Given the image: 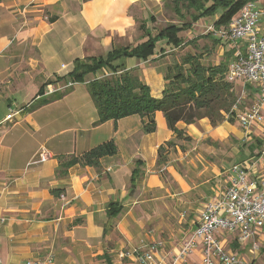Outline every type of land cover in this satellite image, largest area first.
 Masks as SVG:
<instances>
[{
	"label": "crops",
	"instance_id": "crops-1",
	"mask_svg": "<svg viewBox=\"0 0 264 264\" xmlns=\"http://www.w3.org/2000/svg\"><path fill=\"white\" fill-rule=\"evenodd\" d=\"M164 1L0 0V220L4 219L0 222L1 264L43 263L48 257L51 264H130L120 260L117 253L153 242L162 246L158 258L170 263L192 234L204 205L227 188L229 170L236 164L224 171L212 166L210 171L216 180L195 210L192 226L177 239L173 234L162 239L159 228L151 227L149 222L148 205L156 200L153 195L162 194V190L167 197L187 195L207 183L195 186L182 172L187 152L178 146L168 149L167 162L157 168L158 148L174 138L162 114L155 113L156 130L151 134L143 133L138 116L94 126L97 113L87 83L75 84L57 93L63 94L60 99L31 108L50 98L45 96L48 87L70 81L68 74L75 60L104 58L112 49L132 46L140 24L147 23L152 8L158 13ZM216 18L209 19L213 23ZM206 20L193 26L200 28ZM161 55L155 51L147 61L125 62L128 69L137 70L156 99L163 90L164 72L147 63ZM92 79L88 76L87 82ZM256 93L253 91L254 98ZM10 113L13 118L5 120ZM177 127L191 141L201 134L222 140L232 131L227 122L212 128L207 119L189 126L179 123ZM263 129L264 120L248 132L241 131L247 146L255 139L263 142L260 151L237 163L250 179L264 177ZM109 140L116 145L115 156L102 158L96 168L75 165L65 176L57 175L60 157L78 156ZM41 149L51 155L45 162L39 161ZM136 162L141 164L142 175L131 189ZM162 168L172 177L175 193L158 174ZM53 190L58 194H52ZM110 202L117 203L113 209L121 207L115 217L107 215ZM231 237L223 239L226 246V238ZM263 244L264 228L241 244L243 252L238 253L255 264ZM187 264H199L198 250L188 257Z\"/></svg>",
	"mask_w": 264,
	"mask_h": 264
},
{
	"label": "trees",
	"instance_id": "trees-1",
	"mask_svg": "<svg viewBox=\"0 0 264 264\" xmlns=\"http://www.w3.org/2000/svg\"><path fill=\"white\" fill-rule=\"evenodd\" d=\"M264 0H166L167 6L179 19V24H169L155 34L142 23L145 41L136 45L112 49L106 57L75 60L68 78L75 84L87 83L89 96L97 113L94 126L107 121L117 122L120 119L138 116L142 121L144 134L154 133L156 124L154 115L162 114L167 128L174 138L164 143L157 150V167L167 162L168 149L175 147V140L190 142L191 138L184 135L177 125H194L207 119L212 128L224 122H237V113L247 108L235 88L239 81H228L226 72L232 59L234 49H227L218 64H204V52L185 53L178 61L165 65L163 73V90L160 98L151 96L150 88L141 81L136 69H128L126 61L134 59L147 61L155 55L157 44L164 42L167 47L179 50L183 45L180 34L192 29L193 25L205 18L217 17L213 25L218 28L227 26L248 2ZM231 46V44L229 43ZM228 45V46H229ZM229 46V47H230ZM165 51H160L163 54ZM97 74L100 76L95 77ZM88 76L93 79L87 82ZM63 94H53L49 99L32 106L36 109L52 101L58 100ZM263 142L255 139L250 145L244 146L250 155L261 150ZM117 153L112 140L97 145L78 156L60 157L57 175L63 177L67 170L75 165L98 167L104 157H112ZM258 156V155H257ZM141 164L136 162L130 178V188L134 189L136 181L141 177ZM57 195V191H51ZM117 203L107 204V215L117 216L121 207L113 209ZM235 249L236 245L232 244Z\"/></svg>",
	"mask_w": 264,
	"mask_h": 264
},
{
	"label": "built area",
	"instance_id": "built-area-1",
	"mask_svg": "<svg viewBox=\"0 0 264 264\" xmlns=\"http://www.w3.org/2000/svg\"><path fill=\"white\" fill-rule=\"evenodd\" d=\"M206 32L221 42L234 44L227 80L252 84L257 92L250 108L236 116L237 123L248 132L264 120V3L248 2L227 26L216 28L212 24ZM74 85L69 81L63 86L48 87L45 96L62 93ZM12 118L13 113H10L5 120ZM38 157L40 162H45L51 155L41 149ZM229 171L231 176L227 188L204 205L192 234L167 264H187L188 257L196 250L199 264H250L239 253L227 248L223 239L231 235L243 244L264 228V177L258 180L248 178L240 164ZM160 247L161 243L153 242L141 248L119 251L117 256L130 264H166L157 256ZM51 262V257H48L45 262L34 264Z\"/></svg>",
	"mask_w": 264,
	"mask_h": 264
},
{
	"label": "rangeland",
	"instance_id": "rangeland-1",
	"mask_svg": "<svg viewBox=\"0 0 264 264\" xmlns=\"http://www.w3.org/2000/svg\"><path fill=\"white\" fill-rule=\"evenodd\" d=\"M256 2L259 3L258 1ZM155 10L152 8L151 11H153V14H150L145 20L147 22L146 26L153 34L169 24H179L177 16L165 6V1L163 2L162 9L160 11L158 9V13H155ZM212 24V19L207 18L205 23H201L200 28L193 26L192 32L180 34L184 43L179 50H173L167 47L164 42H159L156 53L160 55V51L165 52L158 58L148 62L147 65L156 66L158 72H164L165 65L178 61L181 55L188 52L195 53L200 51L204 52L205 55L203 59L204 64L217 63L223 57L224 52L234 47V44L230 46L228 42H221L212 33L206 32V28ZM195 29H197V32H195ZM140 34L141 32L138 30L137 38L133 40L132 46L144 40ZM150 87L155 91V84L153 82H151ZM76 88H79V86ZM235 88L245 108H250L255 99L253 97V91H255L254 86L239 81L235 83ZM230 125L232 131L227 133L222 140L204 134L199 135V138L189 143H184L183 140H175V146L187 152V156L185 157L186 163L184 162V167H181L182 172L187 175L195 186L204 182L207 183L202 185L201 188H197L194 193L187 195L179 194L173 197H167L163 190L162 194L155 193L153 195H156V200L148 205L149 222L152 223L150 225L151 227L156 226L159 228L157 232L160 238L166 239L169 234H173L175 239H177L181 233L187 232L192 226V223L195 221L193 217L197 215L195 210L199 207V204L204 202L205 197L208 196L207 189L216 180L214 174L210 171L212 166L224 171V168L226 169L250 157L248 150L242 146L246 143L240 136L243 128L237 122ZM157 168L160 169L159 167ZM161 170L158 174L161 175L165 185L169 186V189L175 193V184L172 177L165 169L162 168ZM170 194L173 195L172 192ZM181 215H184L183 219ZM234 238L236 237L226 238L227 248L230 247L232 251L237 253L243 252V247L241 244L236 243ZM233 241L236 244L232 243ZM232 244L236 245L235 249L232 247ZM255 264H264V244L259 247V255Z\"/></svg>",
	"mask_w": 264,
	"mask_h": 264
}]
</instances>
